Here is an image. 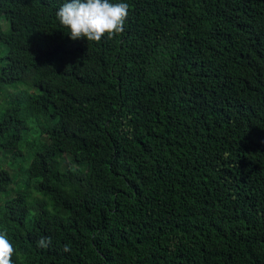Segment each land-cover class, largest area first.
Returning <instances> with one entry per match:
<instances>
[{
	"label": "trees",
	"instance_id": "16d2710c",
	"mask_svg": "<svg viewBox=\"0 0 264 264\" xmlns=\"http://www.w3.org/2000/svg\"><path fill=\"white\" fill-rule=\"evenodd\" d=\"M65 2L0 0L12 264H264V0H109L99 43Z\"/></svg>",
	"mask_w": 264,
	"mask_h": 264
},
{
	"label": "clouds",
	"instance_id": "9594fccd",
	"mask_svg": "<svg viewBox=\"0 0 264 264\" xmlns=\"http://www.w3.org/2000/svg\"><path fill=\"white\" fill-rule=\"evenodd\" d=\"M129 5L110 3L109 0H69L56 12L59 24L68 30L71 40L86 39L101 42L107 33L111 40L125 31ZM227 155V154H226ZM48 238H42L39 246H47ZM65 251L68 247L65 246ZM14 247L6 232H0V264H12Z\"/></svg>",
	"mask_w": 264,
	"mask_h": 264
},
{
	"label": "rangeland",
	"instance_id": "374dc122",
	"mask_svg": "<svg viewBox=\"0 0 264 264\" xmlns=\"http://www.w3.org/2000/svg\"><path fill=\"white\" fill-rule=\"evenodd\" d=\"M3 20H1V23ZM2 53V48L0 47V54ZM15 90L14 88H1L0 89V108L2 105H5L8 100V95L13 93ZM26 147L23 148L24 155L26 152ZM0 165L8 170L13 176H15V184H13L10 189L7 196L2 195L1 200L5 197L10 196L14 193L15 190H17L20 186L23 187L24 179H25V171L21 170V167H24L23 163H17L16 161H11L10 154L4 155L3 153H0ZM18 165V166H16Z\"/></svg>",
	"mask_w": 264,
	"mask_h": 264
}]
</instances>
